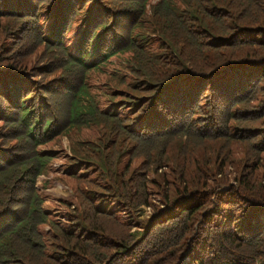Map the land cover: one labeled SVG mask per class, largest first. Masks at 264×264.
<instances>
[{"label": "trees", "instance_id": "1", "mask_svg": "<svg viewBox=\"0 0 264 264\" xmlns=\"http://www.w3.org/2000/svg\"><path fill=\"white\" fill-rule=\"evenodd\" d=\"M0 264H264V0H0Z\"/></svg>", "mask_w": 264, "mask_h": 264}, {"label": "rangeland", "instance_id": "2", "mask_svg": "<svg viewBox=\"0 0 264 264\" xmlns=\"http://www.w3.org/2000/svg\"><path fill=\"white\" fill-rule=\"evenodd\" d=\"M126 57H127V54L122 55L120 57V61L124 62ZM113 61H114V59H113ZM61 143H62V147H63L64 151L66 152V154L70 155L68 141H67L65 136H62ZM45 147H47V146H45ZM49 148H51L52 150L59 149L58 146H53V147H49ZM63 162H65V160H61V152H60V150H58V158L53 163V168L57 171L58 174L65 172L61 168V164ZM41 178H42V176H40L38 178V180H40ZM47 178H52V175H49L48 177L45 176V178L43 180H46ZM38 185H39V183H38ZM42 185H43V183H41L39 186H42ZM43 188H45V186ZM148 189L152 190L154 192V194H156L155 189L152 188L151 186L148 185ZM44 193L47 195L46 200L43 204L44 210L50 211L51 215L55 216L54 217L55 219L64 220L63 214L68 211V208H66L63 204H60L59 200H61V199L71 200L73 197L72 189L69 186L61 184L58 180L52 179L51 184L49 185V187L46 188V191ZM158 198H159L158 196L152 195L149 199V202H152V200L157 202ZM144 211L145 212H144V215L142 217H139L140 209H137L134 212V215H135V218L137 221H139L140 219L146 218L149 215V213L151 212V209L146 208V209H144Z\"/></svg>", "mask_w": 264, "mask_h": 264}]
</instances>
